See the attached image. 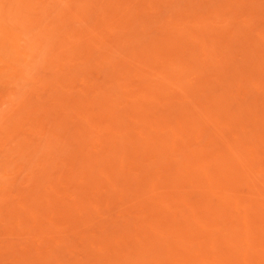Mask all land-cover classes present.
<instances>
[{"label":"rangeland","instance_id":"1","mask_svg":"<svg viewBox=\"0 0 264 264\" xmlns=\"http://www.w3.org/2000/svg\"><path fill=\"white\" fill-rule=\"evenodd\" d=\"M0 264H264V0H0Z\"/></svg>","mask_w":264,"mask_h":264}]
</instances>
